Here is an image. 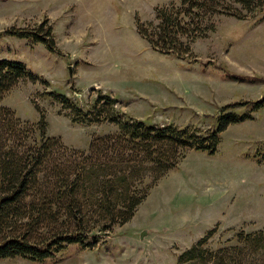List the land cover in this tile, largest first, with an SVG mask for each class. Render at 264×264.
Wrapping results in <instances>:
<instances>
[{"label": "rangeland", "instance_id": "374dc122", "mask_svg": "<svg viewBox=\"0 0 264 264\" xmlns=\"http://www.w3.org/2000/svg\"><path fill=\"white\" fill-rule=\"evenodd\" d=\"M165 2L0 0V59L21 61L49 83L19 82L1 105L29 126L39 119L36 104L44 115L45 135L86 155L88 143L112 134L115 126L71 124L65 111L39 96L42 92L53 89L82 109L89 108L98 93H106L116 98L115 109L133 120L189 126L200 134L210 128L222 105L260 99L264 20L257 22L258 15L237 20L207 13L203 20L210 30L189 44L188 59H177L152 51L136 32L135 20L155 25L154 8ZM44 18L58 55L1 34L10 27L34 29ZM225 71L260 82L228 80ZM247 114L251 120L229 125L219 134L213 154L187 150L148 190L131 219L99 237L92 249L70 246L42 263L17 258L0 264H176V257L207 231H214L208 243L213 249L236 231L263 229L264 160L259 162L256 147H264V109ZM233 262L264 264V258L244 255Z\"/></svg>", "mask_w": 264, "mask_h": 264}, {"label": "trees", "instance_id": "16d2710c", "mask_svg": "<svg viewBox=\"0 0 264 264\" xmlns=\"http://www.w3.org/2000/svg\"><path fill=\"white\" fill-rule=\"evenodd\" d=\"M225 1L234 8L217 0H167L154 8L155 25L135 20L137 35L158 54L188 59L189 44L210 30L203 20L205 14H224L237 20L258 15L257 22L264 20V0ZM1 34L40 44L47 53L58 55L45 18L34 29L10 27ZM225 78L260 82L226 71ZM22 81L49 86L21 61L1 58L0 260L42 263L70 246L92 249L113 227L131 219L148 190L175 168L187 150L213 154L219 134L227 126L251 120L247 112L264 109V92L255 101L227 103L218 109L206 133L200 134L189 126L133 120L116 110V98L106 93H98L89 108L82 109L53 89L42 92L39 96L57 104L71 124L115 126L112 134L90 141L83 155L45 135L44 115L36 104L39 119L29 126L1 105L4 95ZM256 155L259 162L264 160V147L259 144ZM213 232L207 231L180 253L176 264H236L234 259L244 255L264 258V228L251 233L236 231L212 249L208 243Z\"/></svg>", "mask_w": 264, "mask_h": 264}, {"label": "water", "instance_id": "95a60500", "mask_svg": "<svg viewBox=\"0 0 264 264\" xmlns=\"http://www.w3.org/2000/svg\"><path fill=\"white\" fill-rule=\"evenodd\" d=\"M145 233H140V235H139V239H141L142 237H143V235H144Z\"/></svg>", "mask_w": 264, "mask_h": 264}]
</instances>
